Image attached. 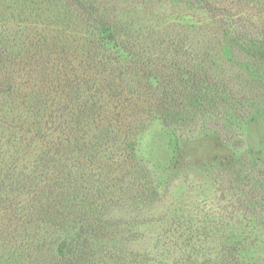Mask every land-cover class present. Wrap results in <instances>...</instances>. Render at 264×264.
<instances>
[{"label": "trees", "instance_id": "16d2710c", "mask_svg": "<svg viewBox=\"0 0 264 264\" xmlns=\"http://www.w3.org/2000/svg\"><path fill=\"white\" fill-rule=\"evenodd\" d=\"M187 1L219 21L227 43L256 42V24L252 33L231 21L246 17L237 7L245 0ZM19 2L22 22L34 2ZM79 17L74 10L61 21L40 16L48 18L41 21L44 39L11 36L6 23L3 31L0 24V264H147L145 255L129 249L134 235L125 231L124 222L110 220L102 209L118 207L119 200L148 199L149 170L135 153L136 129L144 130L151 115L167 125H188L189 118L172 111L159 94L144 93L124 74L135 68L146 74L155 64L154 51L182 56L187 64L195 58L192 65L198 70L210 69L185 42L170 47L164 37L154 39L153 30L130 33L126 27L117 29L120 49L128 54L139 50L133 53L138 62L133 56L123 63L107 53L93 34L96 29L85 28ZM257 20L264 26L261 16ZM54 23L66 30L52 32ZM27 43L42 50L30 56ZM50 44L60 46L48 53ZM197 80L182 84L188 105L197 113L203 107L214 111L222 96L205 88L207 76ZM121 163L133 164L135 171L124 173ZM115 190L130 197L114 199ZM231 256L232 264H243Z\"/></svg>", "mask_w": 264, "mask_h": 264}, {"label": "rangeland", "instance_id": "374dc122", "mask_svg": "<svg viewBox=\"0 0 264 264\" xmlns=\"http://www.w3.org/2000/svg\"><path fill=\"white\" fill-rule=\"evenodd\" d=\"M30 1L34 2L27 7L31 14L21 22L19 0H0L1 31L5 22L11 36L42 39L41 21H61L74 10L85 28L96 29L93 34L107 53L120 56L123 63L133 56L138 62L133 53L139 49L122 52L117 31L122 27L130 33L153 30V38L164 37L170 47L185 42L199 60L209 62L204 73L192 65L195 58L187 64L182 56L170 58L154 51L155 64L146 74L136 68L124 74L149 96L159 94L172 111L188 117L189 124L167 125L151 115L144 130L136 129L135 153L149 170L150 190L142 191L148 199L119 200L118 207L102 209V214L124 222L125 231L134 235L129 249L145 255L147 264H232L234 254L243 264H264V26L257 25L260 16L264 22V0H245L237 7L246 17L231 18L244 32L250 27L247 31L253 33L256 24V42L244 45L224 41L219 21L209 20L187 0H53L50 5ZM54 24L52 32L66 30ZM58 46L47 45L48 53ZM27 47L30 56L42 50L41 45ZM201 76L208 77L204 84L211 95L222 96L211 112L209 107L194 111L182 91V84H192ZM173 87L177 91L169 90ZM121 168L124 173L135 171L129 163H121ZM112 194L114 199L130 197L117 190Z\"/></svg>", "mask_w": 264, "mask_h": 264}]
</instances>
